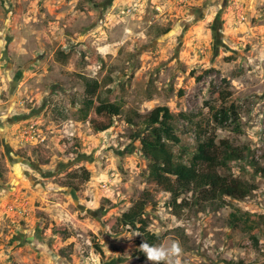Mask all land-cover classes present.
<instances>
[{"label": "rangeland", "instance_id": "1", "mask_svg": "<svg viewBox=\"0 0 264 264\" xmlns=\"http://www.w3.org/2000/svg\"><path fill=\"white\" fill-rule=\"evenodd\" d=\"M85 77L122 107L105 132L81 103ZM224 89L239 120L219 125ZM158 106L186 116L184 162L202 126L264 166V0H0V264H147L123 249L147 242L123 218L147 189L140 219L156 244L180 242L181 264H264V178L250 167L232 165L256 186L245 200L179 216L148 186L140 138Z\"/></svg>", "mask_w": 264, "mask_h": 264}, {"label": "trees", "instance_id": "2", "mask_svg": "<svg viewBox=\"0 0 264 264\" xmlns=\"http://www.w3.org/2000/svg\"><path fill=\"white\" fill-rule=\"evenodd\" d=\"M84 84L85 91L81 103L90 112V126L96 133L105 132L113 127L115 119L122 114V107L116 101L98 99L101 88L98 80L85 77ZM216 97L226 103L215 113L218 124L236 123L239 114L231 92L224 89L217 93ZM177 118L186 119V116L175 115L167 106H158L148 115L146 120L148 128L140 138L141 151L149 161L148 186L158 187L170 195V204L176 216L180 215L183 208L215 204L223 207L224 197L240 201L249 197L256 186L235 177L232 165L239 164V168L243 170L248 166L252 169L253 176L264 178V166L254 158L251 148L248 145H235L228 139H218L215 134L206 135L204 128L199 126L196 128L197 144L193 155L189 162H184L173 146L181 145L183 141L180 128L175 123ZM127 120L129 123L134 122L131 116ZM185 194H191V198L179 202ZM151 201V193L147 189L143 193V198L124 213L123 218L133 225L136 219H139L138 222L141 224L139 229L147 238V242L156 244L161 242V237L150 234L146 230V221L140 219ZM256 219L252 217L250 221L258 224ZM252 240L256 245L259 243L257 236ZM139 246L140 244H128L123 246V249L126 252H139L141 260L146 261Z\"/></svg>", "mask_w": 264, "mask_h": 264}, {"label": "clouds", "instance_id": "3", "mask_svg": "<svg viewBox=\"0 0 264 264\" xmlns=\"http://www.w3.org/2000/svg\"><path fill=\"white\" fill-rule=\"evenodd\" d=\"M147 264H181L183 249L179 241L168 244H149L143 241L139 246ZM89 264H99V260H89Z\"/></svg>", "mask_w": 264, "mask_h": 264}]
</instances>
